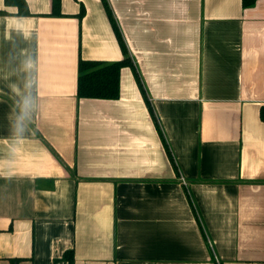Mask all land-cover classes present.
Listing matches in <instances>:
<instances>
[{
    "label": "crops",
    "instance_id": "1",
    "mask_svg": "<svg viewBox=\"0 0 264 264\" xmlns=\"http://www.w3.org/2000/svg\"><path fill=\"white\" fill-rule=\"evenodd\" d=\"M107 1L144 93L77 96L101 0H0V264H264V0Z\"/></svg>",
    "mask_w": 264,
    "mask_h": 264
},
{
    "label": "trees",
    "instance_id": "2",
    "mask_svg": "<svg viewBox=\"0 0 264 264\" xmlns=\"http://www.w3.org/2000/svg\"><path fill=\"white\" fill-rule=\"evenodd\" d=\"M104 9L107 13L108 19L112 26V29L116 35V38L119 42L121 50L124 54V58L119 61L114 62H106L102 60H86L79 58L78 61V78H77V96L78 98H98V99H116L119 95V75L120 69L124 66H130L134 73V77L139 83L143 93V87L140 82V77L133 66L129 55L127 54V50L125 47V43L121 36V33L118 29V26L114 20V17L111 13L109 4L107 0H101ZM256 0H242V6L248 7L253 5ZM4 6L6 7H15L17 15H28L29 9L26 3V0H3ZM61 0H51V14L54 16H58L61 14L60 11ZM0 13L9 14L6 10L1 9ZM84 14V8L82 5L80 6V10L78 16L82 18ZM260 118L264 120V106L260 107ZM167 153L172 159L170 155V151L166 145ZM187 197L190 201L192 209L195 213L196 219L200 226L202 233L204 234V227L202 221L200 219L199 214L197 213L196 207L193 203V200L189 193H187ZM63 257L68 261L69 264H73V254L72 251L65 252Z\"/></svg>",
    "mask_w": 264,
    "mask_h": 264
}]
</instances>
